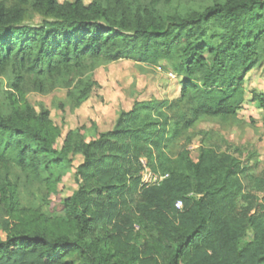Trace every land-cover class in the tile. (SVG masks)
Returning a JSON list of instances; mask_svg holds the SVG:
<instances>
[{
    "label": "trees",
    "instance_id": "1",
    "mask_svg": "<svg viewBox=\"0 0 264 264\" xmlns=\"http://www.w3.org/2000/svg\"><path fill=\"white\" fill-rule=\"evenodd\" d=\"M120 60L166 62L180 95L136 100L112 130L90 121L57 148L62 128L29 95L64 89L79 108L94 71ZM255 69L264 76V0H0V264H264V196L240 201L245 176L264 192V173L196 130L246 124ZM77 155L79 188L44 214ZM144 160L159 184L142 185Z\"/></svg>",
    "mask_w": 264,
    "mask_h": 264
},
{
    "label": "rangeland",
    "instance_id": "2",
    "mask_svg": "<svg viewBox=\"0 0 264 264\" xmlns=\"http://www.w3.org/2000/svg\"><path fill=\"white\" fill-rule=\"evenodd\" d=\"M90 1L85 0L86 3ZM159 66L160 70L155 65L127 60L99 66L94 71V78L98 84L95 86L90 98L79 108L72 106L67 91L64 89H58L48 95L30 94L29 100L36 105L43 104L51 110L52 119L62 128L63 134L56 143V147L61 149L68 130L77 121L80 122L79 118H114L115 114L120 112V109L125 105L128 106L134 100H163L177 97L180 89L176 79H171L166 74L169 70V65L166 62H162ZM246 78V89L249 93L257 92L260 94V92L264 91V76L260 69L251 71ZM4 85H6V82H4ZM239 117L248 118L253 123L251 124L247 121L243 126L227 129L222 128L216 121L205 120L199 124L196 130L199 132L214 131L218 133L220 138L228 142L225 144L223 139L218 141L216 145L221 150H225L230 144L252 152L253 160L250 163L247 162L246 154L242 157L245 163H249L248 173L258 176L264 173V110L259 108L256 103L248 102L241 108ZM90 121L92 120L86 121L89 126ZM91 134L95 135V133L91 132L90 137H92ZM202 137L203 135L199 134L190 146L194 159L198 156L199 140ZM212 142V140L209 141L210 144ZM73 158V168L63 178L59 186L58 195L47 201L42 207V212L48 216L60 214L63 210L64 200L79 188L76 171L84 158L81 155ZM143 163L145 170L142 174V185L159 184L166 177L154 174L146 167V160ZM244 179L246 190L240 200L242 204H246L251 196H264V192L258 190L249 176H245ZM0 235L4 236L1 228Z\"/></svg>",
    "mask_w": 264,
    "mask_h": 264
},
{
    "label": "crops",
    "instance_id": "3",
    "mask_svg": "<svg viewBox=\"0 0 264 264\" xmlns=\"http://www.w3.org/2000/svg\"><path fill=\"white\" fill-rule=\"evenodd\" d=\"M158 69L160 70V66L159 65H158ZM166 74L171 79H176V82H177V84L179 86V89L181 91L180 78L177 77L175 74H173V72H172V70L170 68L166 72ZM245 87H246V85H245ZM260 93H264V91H262ZM179 95H180V92H179ZM177 97H175V98H177ZM252 97H253V95L251 93H249L247 91V89H246L245 102H244L243 106H245L246 103H248V102H253V104H255V102L252 100L253 99ZM134 103H135V100L132 103H129L128 106L125 105L122 109H120V112L121 111H130L133 108ZM120 112L115 114L114 118H79L80 122L77 121L76 124L73 127H71L68 131L74 130V129L78 128V127H81V126L85 125L86 121H88L89 119H91L92 121H94L97 124V133L110 131V130H112L114 128V126H115V124H116V122L118 120ZM241 119L244 120L245 122H247V121L251 122V121L248 120V118H241ZM93 133H95V135H96L95 131H93ZM95 135L91 134V136H95Z\"/></svg>",
    "mask_w": 264,
    "mask_h": 264
},
{
    "label": "built area",
    "instance_id": "4",
    "mask_svg": "<svg viewBox=\"0 0 264 264\" xmlns=\"http://www.w3.org/2000/svg\"><path fill=\"white\" fill-rule=\"evenodd\" d=\"M176 206H177V208L182 209V207H183V201L178 200L177 203H176Z\"/></svg>",
    "mask_w": 264,
    "mask_h": 264
}]
</instances>
